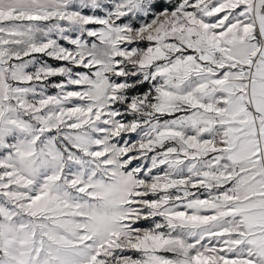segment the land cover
<instances>
[{
    "label": "snow or ice",
    "instance_id": "6c2138e0",
    "mask_svg": "<svg viewBox=\"0 0 264 264\" xmlns=\"http://www.w3.org/2000/svg\"><path fill=\"white\" fill-rule=\"evenodd\" d=\"M0 264H264V0H0Z\"/></svg>",
    "mask_w": 264,
    "mask_h": 264
},
{
    "label": "rangeland",
    "instance_id": "374dc122",
    "mask_svg": "<svg viewBox=\"0 0 264 264\" xmlns=\"http://www.w3.org/2000/svg\"><path fill=\"white\" fill-rule=\"evenodd\" d=\"M143 46V45H142ZM41 59H48V58H46V57H44L42 54H37ZM48 63H50V64H53V65H57L59 62H56V61H54V60H51V59H48ZM59 78H52V80L53 81H56V80H58ZM147 86H145V88H146ZM49 94H55V92H56V90L55 89H52V88H49ZM125 138H128V137H125ZM131 139L132 140H136V139H138V137L135 135V134H132V136H131ZM201 192H203V190H201Z\"/></svg>",
    "mask_w": 264,
    "mask_h": 264
}]
</instances>
